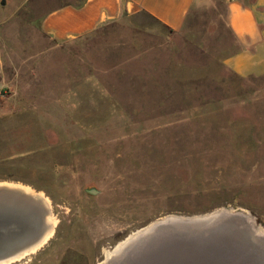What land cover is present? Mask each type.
<instances>
[{
	"label": "rangeland",
	"instance_id": "rangeland-1",
	"mask_svg": "<svg viewBox=\"0 0 264 264\" xmlns=\"http://www.w3.org/2000/svg\"><path fill=\"white\" fill-rule=\"evenodd\" d=\"M68 1L0 0V182L43 192L58 220L16 264H101L157 219L218 209L264 229V77L224 65L241 48L224 2L180 31L138 13L58 43L42 21ZM250 235L187 231L150 252L192 244L239 264Z\"/></svg>",
	"mask_w": 264,
	"mask_h": 264
},
{
	"label": "crops",
	"instance_id": "crops-1",
	"mask_svg": "<svg viewBox=\"0 0 264 264\" xmlns=\"http://www.w3.org/2000/svg\"><path fill=\"white\" fill-rule=\"evenodd\" d=\"M222 1L227 27L241 45L239 51L224 60V65L240 78L264 77V0ZM211 3V0H69L55 6L43 19L42 29L51 40L62 43L124 16L143 13L172 31H180L195 8ZM3 152L0 146V164L10 160Z\"/></svg>",
	"mask_w": 264,
	"mask_h": 264
},
{
	"label": "water",
	"instance_id": "water-1",
	"mask_svg": "<svg viewBox=\"0 0 264 264\" xmlns=\"http://www.w3.org/2000/svg\"><path fill=\"white\" fill-rule=\"evenodd\" d=\"M95 194V192H94ZM28 194L18 190L0 188V264H8L7 260L19 254L25 248L39 240L43 231L42 219L45 216V208ZM173 217V216H172ZM169 218V219H167ZM165 223L154 226L134 241L123 246L114 256L104 258L103 264H224L221 255H213L210 251L192 244L187 250L178 248L174 251L150 252L158 246L166 245L168 239H174L175 234L184 235L187 231L195 233H223L237 231L244 233L245 237L251 233L253 243L257 250L255 258L250 255L239 264H252L254 261L261 264L259 256L264 248L262 239L254 236L255 232L245 231L242 224L245 221L237 215L228 214L227 209H219L209 213L192 216L166 217ZM179 236L176 235V238ZM182 237V236H181ZM255 238L259 241H256ZM183 242V241H182ZM262 246H260L259 244ZM263 243V244H262ZM258 245V248H257ZM260 247V248H259ZM186 248V247H185ZM159 251V250H158ZM259 251V252H258ZM210 252V253H209ZM252 262V263H251ZM264 262V261H263Z\"/></svg>",
	"mask_w": 264,
	"mask_h": 264
},
{
	"label": "bare ground",
	"instance_id": "bare-ground-1",
	"mask_svg": "<svg viewBox=\"0 0 264 264\" xmlns=\"http://www.w3.org/2000/svg\"><path fill=\"white\" fill-rule=\"evenodd\" d=\"M0 188L1 189L8 188L11 190H18L19 192H22L23 194H28L34 198L33 200L41 202V204L44 206V208L46 210L45 216L43 217L42 223H41L42 224L41 231H43V232H42L39 240L34 242L29 247L25 248L19 254H16V255L12 256L11 258H9V260H7L8 264H16V263L22 262L24 260L29 262V261H31L32 255L38 254L44 247H46L52 241V239L54 237V234H55V231H56L57 225H58V220H57V218L53 212V206H52L49 198L46 195H44L43 192H39L36 190L34 191L32 188H30L27 185L20 184V183L0 182ZM221 210H223V209H221ZM215 211H217V210H215ZM227 211H228V214H230V215H233L236 213L238 215V213H239V216L242 219H245L247 221L248 220L252 221L250 214L245 210L239 209L238 211H236L233 209H227ZM173 217H176V216H173ZM173 217L170 216V218H173ZM165 218L166 217L157 219V220L151 222L150 224H148L147 226L139 229L136 233L131 234V236L129 238H126L124 241H122L114 250H112V253L109 256H106L105 258L109 259L110 257L114 256V254L116 252H118V250H120L123 246H125L127 243H129L131 241H134L139 236L145 235L149 231V229H151L152 227L160 225L161 223H165V220H166ZM167 219H169V218H167ZM254 232H255L254 236L260 237L262 239V242H264V229L258 228L257 230H254ZM246 235H248V234L246 233ZM255 240L259 241L256 238H255ZM257 248H258V245H257ZM101 264H103V263H101Z\"/></svg>",
	"mask_w": 264,
	"mask_h": 264
}]
</instances>
